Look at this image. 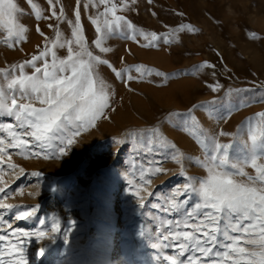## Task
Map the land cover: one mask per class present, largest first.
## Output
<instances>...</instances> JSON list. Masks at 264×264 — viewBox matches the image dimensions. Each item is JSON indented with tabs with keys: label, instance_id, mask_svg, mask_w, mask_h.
<instances>
[{
	"label": "rangeland",
	"instance_id": "rangeland-1",
	"mask_svg": "<svg viewBox=\"0 0 264 264\" xmlns=\"http://www.w3.org/2000/svg\"><path fill=\"white\" fill-rule=\"evenodd\" d=\"M16 2L25 10L20 20L28 32L21 43L11 48L0 43V69L30 59L45 43L51 48L56 26L63 38H71L70 26L51 17L46 0H34L43 15L50 17L39 21L34 19L26 0ZM85 2L87 0H81V24L90 42L95 26L88 17L94 15L96 9L85 10ZM61 5L66 17L74 20L76 0H60L58 13ZM103 7L100 6V11ZM117 14L125 15L145 32L169 33L173 42L164 45L160 41L158 47L150 48L143 47L147 43L143 37L134 41L116 36L106 42L112 51L102 56L117 70L129 69L125 76L132 75L136 79L122 82L114 78L110 69L101 66L102 75L115 93L110 101L114 110H107L106 118L96 121L95 126H86L80 135L73 137L74 143L66 149L67 155L56 157L49 153L48 159L43 154L25 158L26 154L7 149L11 159L6 153L0 160V187H5L10 194L3 202L38 206L36 219L45 218V228L50 227V218L59 221L60 230L54 234V242L49 239L53 234L46 231L39 243L25 245L28 264H171L163 258L176 256L177 252L172 247H164L169 241H163L161 234L168 233L164 221L176 216L163 213L154 205L167 206L165 198L172 194L174 186L184 183L185 176L199 179L207 174L196 161H203L211 153L209 138L232 144L230 159L250 153L249 124L257 122L253 118L264 111V102L249 99L244 107H233L227 112L225 104L232 97H226L225 92L254 89L240 93L244 98L259 95L256 90L264 88V0H152V3L136 0L132 11L118 9ZM181 23L191 24L199 31L172 32ZM37 25L48 41L36 31ZM252 33L256 34L255 38ZM5 37L6 33L0 30V40ZM58 55L64 58L66 49L58 50ZM48 62L51 64V55ZM205 62L215 68L199 70L198 66ZM137 65L152 69V75L141 76L135 71ZM38 66L42 67V62H38ZM25 71L33 73L31 68ZM156 72L165 75L156 76ZM13 74L19 75V72ZM217 81L224 87L212 92L207 85ZM0 85L6 86L2 76ZM213 100L222 101L216 106L218 114H210L206 107L193 109L196 122L190 131L177 126V117L167 119L170 113H186L193 105L211 107ZM32 103L37 108L46 107L38 101ZM220 114L225 118L219 119ZM0 122L14 124L11 117H0ZM153 127L160 129L167 144L176 145L182 154V166L171 158L172 150L167 145L161 147L158 139L153 142L152 154L147 158L141 154L145 145L138 142L140 136L143 133L146 138L148 129ZM221 132L229 135L221 136ZM197 137L208 147L198 143ZM258 143H264V139ZM257 151L259 154L264 149ZM164 152L169 153L167 158L162 155ZM153 158L163 161L165 174L153 175L148 171L147 160ZM257 163H264V159ZM9 164L16 168H8ZM21 167L25 173L40 172L41 175L20 173ZM245 171L255 175L250 164ZM183 198L177 194V200ZM197 201L198 197L193 195L188 207ZM141 203L143 208L139 206ZM5 219L13 220V216L6 214ZM35 223V220L14 221L13 227L32 230ZM153 244L158 247L154 248ZM240 246L248 247L243 243ZM41 247L44 254L36 258ZM5 248L11 245L6 244ZM194 255L199 257L197 264H211L210 258L199 253ZM20 259L19 246L12 249L11 254L4 251L3 264H17Z\"/></svg>",
	"mask_w": 264,
	"mask_h": 264
},
{
	"label": "snow or ice",
	"instance_id": "snow-or-ice-1",
	"mask_svg": "<svg viewBox=\"0 0 264 264\" xmlns=\"http://www.w3.org/2000/svg\"><path fill=\"white\" fill-rule=\"evenodd\" d=\"M30 6L34 19H49L44 16L42 8L34 0H26ZM152 3V0H148ZM51 9V17L58 21H64L70 26L71 38H63L59 27L56 26L55 38L51 40V48L45 43L38 54L20 64H13L8 69H0V76L6 81V86L0 85V117H11L13 123L0 122V160L7 153V149L17 150V154L39 157L43 154L45 159L49 153L56 157L67 155L66 149L74 143L73 137L80 135L86 126H95V122L106 118L107 110H114L110 101L115 93L112 85L102 75L103 68L111 70L115 79L122 82L136 79L132 75L125 76L129 69L117 70L102 54L110 53L112 48L106 46V42L116 36L130 38L137 41L143 37L147 41L145 48L158 47L162 41L164 45H170L173 38L169 33L157 34V32H145L137 28L125 15H118L117 10L132 11L136 0H87L83 3L85 10L96 9L94 15L88 19L95 26L91 41L85 37V30L81 24L80 5L81 0H76L74 20L68 19L65 9L61 5L59 13L57 5L60 0H46ZM100 6L103 11H100ZM155 14V13H153ZM25 15V10L18 5L16 0H0V30L6 33V37L0 43L11 48L25 39L28 28L20 18ZM50 28L53 25H49ZM36 31L49 38L37 25ZM199 29L191 24L181 23L172 29L174 33H195ZM253 38L256 37L252 33ZM40 46H38L39 48ZM66 49L67 55L61 58L58 50ZM98 50V53L97 51ZM51 55V64L48 57ZM42 62V67L38 66ZM199 70L214 69L215 65L207 62L200 64ZM33 69L32 74H27L25 69ZM16 71L19 75H14ZM135 71L143 76L152 75L153 70L137 65ZM213 76L215 72L213 71ZM156 76L165 74L156 72ZM166 78V77H165ZM212 92L220 91L224 86L219 81L207 85ZM254 89H228L226 97H232L225 108L230 112L233 107L242 108L249 99L264 102V88L256 90L261 94L253 97H240V93H248ZM18 100L21 101L18 103ZM33 101H38L46 107H34ZM222 101L213 100L211 107L193 105L186 113L172 112L167 119L177 117V126L185 131H190L195 126L196 117L192 115L193 109L206 107L210 114H218L216 107ZM219 119H224L220 114ZM249 124V138L251 140L250 153L237 159H230V143H220L215 138H209L212 145L211 153L206 155L203 161H196L205 168L207 174L197 179L195 176H185L184 183L174 186V191L166 197L165 204H157L154 207L161 212L175 215V219L164 221L168 226L167 235H162L164 247H172L177 255L164 256L165 261L171 264H197L199 253L211 259V264H264V163H257L264 159V151L258 154L257 149H264V143H258L264 139V111L256 113ZM195 135V133H192ZM221 136L229 135L221 132ZM8 140L7 144L5 140ZM160 141V146L167 145L172 150L171 158L177 164H183L182 154L176 149L175 144H167L163 140L160 129L153 127L148 129L147 137L142 133L139 143L145 145V151L141 153L147 158L153 152L154 140ZM198 143L208 147L199 137ZM9 159L11 154L7 153ZM162 155L167 158L169 153ZM138 158V157H137ZM150 166L148 171L153 175L165 174L163 161L159 159L147 160ZM255 169V175L245 171V167ZM8 168L15 169L16 165L9 164ZM20 173H25L21 167ZM141 173L145 171L143 164ZM39 177L40 172L25 173ZM183 175V173H180ZM239 177V179H238ZM17 179L19 177H16ZM143 179V176L141 177ZM150 183V179L147 181ZM0 264H3L4 251L11 254L12 249L19 246L21 259L17 264H28L27 243H39L45 237L46 231L53 235L49 237L55 241V233L59 228V221L51 219L50 227L45 228L46 219H36L38 206H21L4 203L9 196L5 187H0ZM177 194L184 197L177 200ZM193 195L198 201L189 208V202ZM143 208V203L139 205ZM11 214L13 220H6L5 215ZM35 220L32 230L13 227L18 221L29 222ZM74 223V222H73ZM6 225V227H5ZM258 229V231H257ZM235 233V235L233 234ZM19 234V235H17ZM241 243L245 246H240ZM11 248H5V245ZM154 248L157 244L152 245ZM221 250H217V249ZM39 254H44V247L39 249ZM247 257V259H244Z\"/></svg>",
	"mask_w": 264,
	"mask_h": 264
},
{
	"label": "bare ground",
	"instance_id": "bare-ground-1",
	"mask_svg": "<svg viewBox=\"0 0 264 264\" xmlns=\"http://www.w3.org/2000/svg\"><path fill=\"white\" fill-rule=\"evenodd\" d=\"M116 254V252H115ZM54 255H56V253H54ZM42 255L39 254V250H38V254L36 255V258H40Z\"/></svg>",
	"mask_w": 264,
	"mask_h": 264
}]
</instances>
